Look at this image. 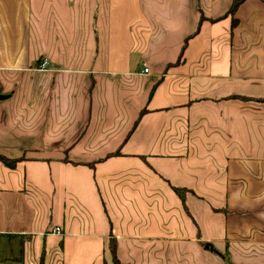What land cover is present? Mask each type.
Listing matches in <instances>:
<instances>
[{"label":"crops","instance_id":"obj_1","mask_svg":"<svg viewBox=\"0 0 264 264\" xmlns=\"http://www.w3.org/2000/svg\"><path fill=\"white\" fill-rule=\"evenodd\" d=\"M234 1L0 0V264H102L109 225L121 264H264V0Z\"/></svg>","mask_w":264,"mask_h":264},{"label":"trees","instance_id":"obj_2","mask_svg":"<svg viewBox=\"0 0 264 264\" xmlns=\"http://www.w3.org/2000/svg\"><path fill=\"white\" fill-rule=\"evenodd\" d=\"M242 0H235L234 4L231 7V11L235 10V8L237 7V5L241 2ZM203 20V19H202ZM0 160L8 165L9 167H13L15 166V163L17 162V160H13V159H9L3 155H0ZM175 191L181 196V199L183 201V204L186 206V195L184 192V189H179V188H175ZM116 238L112 235L110 238V250L112 253V258H113V262L114 264H121V261L117 255V247H116Z\"/></svg>","mask_w":264,"mask_h":264},{"label":"rangeland","instance_id":"obj_3","mask_svg":"<svg viewBox=\"0 0 264 264\" xmlns=\"http://www.w3.org/2000/svg\"><path fill=\"white\" fill-rule=\"evenodd\" d=\"M113 225H109V237L110 236H115L114 235V233H113V227H112ZM63 232V231H62ZM110 241H108V243H107V245H108V247H104V246H102L101 247V249H99L100 250V255H101V262H102V264H107V263H105L104 262V257L106 256V254L107 253H109L110 254V252H108L109 251V245H110V243H109ZM116 245V244H115ZM206 244H205V242L203 243V247H205L206 248ZM211 250H213L212 248H210ZM127 255V254H126ZM124 258V257H123ZM147 258H148V256H147Z\"/></svg>","mask_w":264,"mask_h":264},{"label":"built area","instance_id":"obj_4","mask_svg":"<svg viewBox=\"0 0 264 264\" xmlns=\"http://www.w3.org/2000/svg\"><path fill=\"white\" fill-rule=\"evenodd\" d=\"M49 64H50V62L48 59H43L38 68L41 70H46V69H48ZM144 72H149V68L145 67ZM53 231L56 232L57 234L62 233L61 227H55Z\"/></svg>","mask_w":264,"mask_h":264},{"label":"water","instance_id":"obj_5","mask_svg":"<svg viewBox=\"0 0 264 264\" xmlns=\"http://www.w3.org/2000/svg\"><path fill=\"white\" fill-rule=\"evenodd\" d=\"M7 97V95H0V99Z\"/></svg>","mask_w":264,"mask_h":264}]
</instances>
